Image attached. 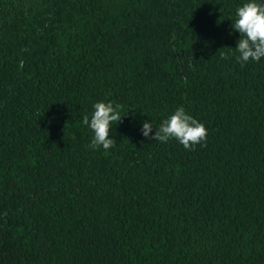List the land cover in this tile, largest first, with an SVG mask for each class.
Instances as JSON below:
<instances>
[{
  "label": "trees",
  "instance_id": "16d2710c",
  "mask_svg": "<svg viewBox=\"0 0 264 264\" xmlns=\"http://www.w3.org/2000/svg\"><path fill=\"white\" fill-rule=\"evenodd\" d=\"M241 3L0 0V264H264V60L235 59ZM101 100L122 117L107 151L82 124ZM181 105L201 144L141 135Z\"/></svg>",
  "mask_w": 264,
  "mask_h": 264
},
{
  "label": "clouds",
  "instance_id": "9594fccd",
  "mask_svg": "<svg viewBox=\"0 0 264 264\" xmlns=\"http://www.w3.org/2000/svg\"><path fill=\"white\" fill-rule=\"evenodd\" d=\"M230 29L229 35L239 34L234 53L241 66L264 60V0H243L235 9ZM121 118L119 105L103 100L93 103L90 114L82 117V124L91 133L89 148L110 150L114 144L112 126ZM140 132L143 137L160 143L175 140L187 150L207 137L204 123L186 112L182 105L161 119L159 127L152 120L143 121Z\"/></svg>",
  "mask_w": 264,
  "mask_h": 264
}]
</instances>
